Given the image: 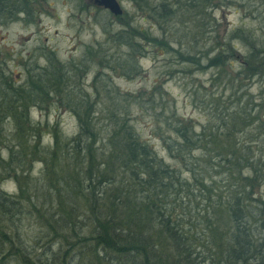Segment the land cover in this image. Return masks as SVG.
Masks as SVG:
<instances>
[{
  "label": "trees",
  "instance_id": "1",
  "mask_svg": "<svg viewBox=\"0 0 264 264\" xmlns=\"http://www.w3.org/2000/svg\"><path fill=\"white\" fill-rule=\"evenodd\" d=\"M130 1L161 27L183 9L196 10L198 1L204 8L223 0ZM25 2L0 0V18H15L20 11L29 14ZM102 30L106 41L129 52L109 56L102 68L124 77L139 73L132 56H139L141 41L173 52L165 38L156 39L128 22L119 31ZM222 41L200 60L178 57L181 63L194 61L201 69L217 68L219 77L225 65L231 66L230 54L238 41L245 53L237 70L230 71L233 76L225 74L228 88L224 89H233L240 76L264 81L263 41L240 28L227 32ZM99 50H86L82 57L87 55L91 64ZM43 56L48 65L26 68L20 84L0 71V140L16 139L19 145L15 152L8 150L6 163L15 165L5 177L17 179L16 165H21L27 148L35 153L42 149L36 159L50 174L34 216L44 236L34 237L30 247L23 246L18 229L22 200L29 198H23L19 183L16 194L0 191V264L9 259L17 264H264L263 99L253 101L245 92L238 95L234 90L221 102L222 94L204 93L197 102L202 105L208 98L207 105H213L214 111L198 127L175 109L166 115L165 105L151 95L138 101L148 112L156 104L161 106L158 115L165 117L155 123L154 134L174 162L171 165L139 137L132 117L133 98L129 101L130 96L122 95L120 101L117 89L106 83L101 91L95 89V76L91 90H86L82 80L87 66L82 65V57L64 65L51 63L53 52ZM192 95L195 102L197 90ZM33 107L71 113L77 133L61 140L55 123L48 136L52 147L42 146L39 124L29 117ZM8 122L12 137L4 132ZM28 138L36 140L35 145L26 146ZM57 152L68 161L59 168L54 161ZM43 238L48 241L41 243Z\"/></svg>",
  "mask_w": 264,
  "mask_h": 264
},
{
  "label": "rangeland",
  "instance_id": "2",
  "mask_svg": "<svg viewBox=\"0 0 264 264\" xmlns=\"http://www.w3.org/2000/svg\"><path fill=\"white\" fill-rule=\"evenodd\" d=\"M25 1L29 14L25 15L20 11L15 18L6 20L0 18V71L2 74L9 77L12 82L16 81L17 85L23 81L26 68H34V65L41 68L48 65L43 54L53 52L54 58L51 63L58 62L65 65L66 62L79 60L86 50L100 48V53L92 58L93 63L87 62V55L81 59L82 65L87 66L82 80L83 86L86 90H91V83L95 76V84L92 85L95 89L101 91L106 83L109 88L117 89L120 101L122 95L130 96L129 101L133 98L132 102L138 103V105L132 103L131 109L139 137L152 145L153 150L171 165H174V162L166 157L161 140L154 134L155 123L157 120L163 121L162 116L165 117V115H158L161 106L156 104V108L148 112L145 107L139 105L138 101L144 98L147 100V96L151 95L152 99L157 101L156 103L165 105V110L168 111L166 115L170 109H175L178 116L198 127L203 125L207 116L214 111L213 105L211 107L207 105L208 98L202 105L197 102L203 99L204 93L218 97L222 94L221 102H226V98L234 90L238 95L245 92L253 101L264 100V92H261L264 90V85H261L264 82L263 79L247 81L240 76V83H235L233 89H224L225 74L233 76L230 71L237 70L238 62L245 53V48L238 41H234L235 49L230 54L231 66L225 65L224 72L219 77L216 75L217 68L201 69L196 63H192L194 61L181 63L178 57V55L181 58L189 56V58L200 60L202 56H209L212 45L221 46L222 38L227 32L238 28L250 31L264 43V2L262 0H223L221 3H211L204 8H201V1H198L196 10L195 8L183 9V12L180 11L178 15L168 19L161 27H158L146 13L138 11L130 0H117L122 11L118 17L97 7L93 0ZM152 1L154 4L163 1L174 4L175 1L184 3L189 0ZM127 22L131 27L147 31L156 39L165 38L164 41L173 50L171 52L164 46H157L158 43L141 41L140 46L143 49H139V52L141 51L139 56L135 53L132 56L139 73L135 75L133 71L128 75L129 78L102 68L110 60L109 56L114 58L129 53L124 46L106 41L102 29L119 31ZM120 59L123 60V58ZM201 65L206 67L205 61H202ZM194 90H197V96L196 101L192 102L190 95ZM101 95H103L102 92ZM111 97L116 98L110 96L109 99ZM105 99L104 97L103 100ZM154 113L157 114L152 115ZM29 117L33 122H38L37 130L42 134L41 145L48 148L52 147V140L48 137L50 127L55 123L61 140H67L77 133L76 119L71 113L59 108L44 110L33 107L29 111ZM105 124L104 121L102 126ZM4 130L5 134L12 137L11 133H14V130L9 122L5 124ZM0 141V191H6L9 195L16 194L19 183L23 198L30 199V202L29 199L22 200L21 206L24 211L18 215L19 237L24 242L23 246L30 247L35 244L32 241L34 237L44 236L43 232L39 233L38 224H34V216L37 204L42 199V193L47 190L50 174H46L48 171L46 172L36 159L42 155V149L35 153L34 150L27 148L23 151L21 165H16L14 174L17 179L6 178L7 169L15 165L13 162L6 163L8 150L14 149L15 152L19 145L16 139L2 137ZM242 141L247 143L248 140ZM35 143L36 140L28 138L26 146L31 147ZM259 145L263 146V142ZM45 158L48 159V155ZM54 161L58 168L68 163L59 152ZM260 195L264 200V188L260 190ZM47 239L43 238L41 243L48 241ZM9 260L6 264H17L11 261L12 259Z\"/></svg>",
  "mask_w": 264,
  "mask_h": 264
},
{
  "label": "water",
  "instance_id": "3",
  "mask_svg": "<svg viewBox=\"0 0 264 264\" xmlns=\"http://www.w3.org/2000/svg\"><path fill=\"white\" fill-rule=\"evenodd\" d=\"M93 3L114 17L120 16L122 13L117 0H93Z\"/></svg>",
  "mask_w": 264,
  "mask_h": 264
}]
</instances>
